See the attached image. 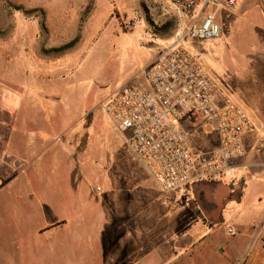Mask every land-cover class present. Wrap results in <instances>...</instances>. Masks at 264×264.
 <instances>
[{
    "label": "rangeland",
    "instance_id": "obj_1",
    "mask_svg": "<svg viewBox=\"0 0 264 264\" xmlns=\"http://www.w3.org/2000/svg\"><path fill=\"white\" fill-rule=\"evenodd\" d=\"M213 11L221 36L198 41L187 37L194 19L168 0H0V175L14 186L0 205V264H102L124 231L144 236L152 225L163 237L172 226L135 212L154 179L100 105L142 80L162 48L182 41L264 124L261 1ZM17 107L62 143H44L36 164L31 149L28 160L7 154ZM192 126L195 147L215 148L209 125ZM224 242L217 238V264L234 261Z\"/></svg>",
    "mask_w": 264,
    "mask_h": 264
},
{
    "label": "built area",
    "instance_id": "obj_2",
    "mask_svg": "<svg viewBox=\"0 0 264 264\" xmlns=\"http://www.w3.org/2000/svg\"><path fill=\"white\" fill-rule=\"evenodd\" d=\"M168 1L194 19L187 37L207 41L221 36L213 8L236 9L246 0ZM100 105L164 194L186 195L196 180L232 175V163L246 154V138L259 132L252 114L182 41L162 48L142 80L117 88ZM197 122L213 129L215 148L195 147Z\"/></svg>",
    "mask_w": 264,
    "mask_h": 264
},
{
    "label": "crops",
    "instance_id": "obj_3",
    "mask_svg": "<svg viewBox=\"0 0 264 264\" xmlns=\"http://www.w3.org/2000/svg\"><path fill=\"white\" fill-rule=\"evenodd\" d=\"M17 111V123L7 143V154L28 160L26 149H31L35 151L32 163L36 164L42 156L39 152L44 143L49 142L51 150L54 147L51 144L57 148L62 143L56 142V135L47 129L28 124L32 118L21 113L19 107ZM245 146L246 154L232 163V175L223 180H196L186 195L164 194L159 184L151 181L152 187L147 190L149 202L134 205V210L154 224L164 219L172 226L163 237L156 234L152 225L144 236L141 227H136L133 232L136 234L127 237L123 236L124 231L122 236L116 237L117 241L115 239L122 248L119 244L116 248L107 246L101 263L217 264V238L224 237L226 250L233 252L234 261L229 264H264V124L259 125L255 136L246 138ZM27 178L30 179L28 174ZM13 189V182L8 183L7 178L0 175V205L8 201ZM92 238L94 242L101 240L99 236ZM106 240L112 243L111 239Z\"/></svg>",
    "mask_w": 264,
    "mask_h": 264
},
{
    "label": "trees",
    "instance_id": "obj_4",
    "mask_svg": "<svg viewBox=\"0 0 264 264\" xmlns=\"http://www.w3.org/2000/svg\"><path fill=\"white\" fill-rule=\"evenodd\" d=\"M68 46H69V45H68ZM66 48H68V47H66ZM3 122H7V121H3ZM8 140H9V139H8V137H7V140H6V142H8Z\"/></svg>",
    "mask_w": 264,
    "mask_h": 264
}]
</instances>
